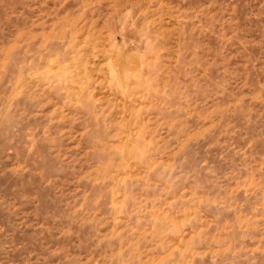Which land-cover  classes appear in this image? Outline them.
I'll use <instances>...</instances> for the list:
<instances>
[{"label":"rangeland","instance_id":"374dc122","mask_svg":"<svg viewBox=\"0 0 264 264\" xmlns=\"http://www.w3.org/2000/svg\"><path fill=\"white\" fill-rule=\"evenodd\" d=\"M0 264H264V0H0Z\"/></svg>","mask_w":264,"mask_h":264}]
</instances>
